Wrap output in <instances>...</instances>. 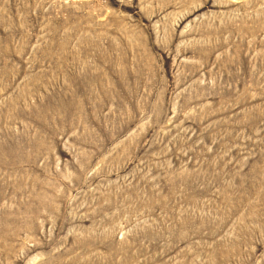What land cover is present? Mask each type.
Returning <instances> with one entry per match:
<instances>
[{
  "label": "rangeland",
  "instance_id": "rangeland-1",
  "mask_svg": "<svg viewBox=\"0 0 264 264\" xmlns=\"http://www.w3.org/2000/svg\"><path fill=\"white\" fill-rule=\"evenodd\" d=\"M0 264H264V0H0Z\"/></svg>",
  "mask_w": 264,
  "mask_h": 264
}]
</instances>
